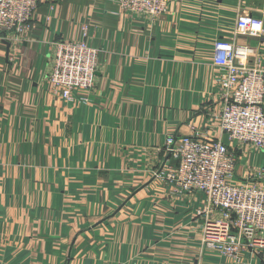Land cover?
<instances>
[{"label":"crops","instance_id":"0c3cea01","mask_svg":"<svg viewBox=\"0 0 264 264\" xmlns=\"http://www.w3.org/2000/svg\"><path fill=\"white\" fill-rule=\"evenodd\" d=\"M243 12L264 26V0H181L154 22L116 0H42L25 41L0 42V264H263L204 247V195L158 175L178 163L169 137L230 144L215 42L251 45L264 63L262 39L238 34ZM85 27L95 87L69 100L47 76L56 42Z\"/></svg>","mask_w":264,"mask_h":264},{"label":"built area","instance_id":"2783aa9c","mask_svg":"<svg viewBox=\"0 0 264 264\" xmlns=\"http://www.w3.org/2000/svg\"><path fill=\"white\" fill-rule=\"evenodd\" d=\"M42 0H0V42L17 46L35 27L34 13ZM122 12L156 21L181 0H116ZM81 39L56 42L48 83L56 94L94 89L99 49ZM239 35L262 39L261 20L249 13L237 19ZM259 50L219 39L214 62L219 67L217 95L222 99L219 128L230 144L196 137H169L166 150L178 163L158 175L180 194L200 192L205 204L197 210L203 246L239 260L249 253L264 264V165H242L237 149L254 147L264 155V63ZM256 56L250 62L249 56ZM236 145L238 147H236ZM245 152V151H243Z\"/></svg>","mask_w":264,"mask_h":264},{"label":"rangeland","instance_id":"374dc122","mask_svg":"<svg viewBox=\"0 0 264 264\" xmlns=\"http://www.w3.org/2000/svg\"><path fill=\"white\" fill-rule=\"evenodd\" d=\"M261 162V161H260ZM259 161L258 162H254V163H252V165L253 166H255V165H261V166H263L264 165V163H260ZM136 216V215H135ZM138 217H140V215H138ZM246 254H248V253H245V255ZM244 255V254H243Z\"/></svg>","mask_w":264,"mask_h":264},{"label":"water","instance_id":"95a60500","mask_svg":"<svg viewBox=\"0 0 264 264\" xmlns=\"http://www.w3.org/2000/svg\"><path fill=\"white\" fill-rule=\"evenodd\" d=\"M8 45H9V43H8Z\"/></svg>","mask_w":264,"mask_h":264}]
</instances>
